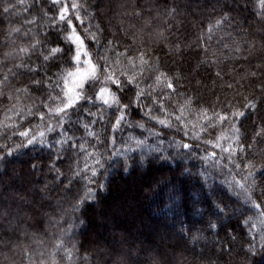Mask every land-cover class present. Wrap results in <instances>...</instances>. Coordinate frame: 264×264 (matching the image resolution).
Returning <instances> with one entry per match:
<instances>
[{
	"label": "trees",
	"instance_id": "obj_1",
	"mask_svg": "<svg viewBox=\"0 0 264 264\" xmlns=\"http://www.w3.org/2000/svg\"><path fill=\"white\" fill-rule=\"evenodd\" d=\"M77 2L83 22L67 14L75 31L94 62L107 56L123 87L108 82L119 103H105L86 84L89 99L67 111L61 128L48 111L61 100L49 97L66 100L63 77L80 65L66 62L76 44L65 39L72 27L59 19L63 2L0 0V264H264L248 253L249 243L264 248V205L245 199L246 191L264 199L259 0ZM57 44L63 53L45 61ZM236 111L246 115L218 120ZM26 130L35 144L18 135ZM68 178L81 195L88 178L103 183L99 204L74 211Z\"/></svg>",
	"mask_w": 264,
	"mask_h": 264
},
{
	"label": "snow or ice",
	"instance_id": "obj_2",
	"mask_svg": "<svg viewBox=\"0 0 264 264\" xmlns=\"http://www.w3.org/2000/svg\"><path fill=\"white\" fill-rule=\"evenodd\" d=\"M63 2V6L59 9V19L60 21H65L66 22V30L68 26L72 27V31L68 33V35H66L65 39L66 40H72L75 42L76 44V48L73 51H69V55L66 58V62L71 64V62L77 61L80 62L81 61V53H83L85 56H88L89 58L84 60L83 63L85 65H87L86 68H80L79 66L75 67V70H66V75L63 77V84H64V88L62 89L63 91V96L66 97V100L61 99L60 96H56V97H52L50 96L49 99L50 100H56V99H60L61 100V104L62 107H55V108H49L48 111L49 112H55L58 116V120H57V126L63 128L64 126L60 123V120L63 119V116L67 114V111L79 106L78 105V101L81 100H85V99H89L88 96L85 95L86 92V84H92L95 86L96 82L99 81L101 83L107 84L108 82H111L113 85H117L120 88L123 87V82L116 76L115 72L111 70V65L108 64V58L107 56L101 57L100 60L103 61V63H100L99 61L97 62H93V59L91 58V55L88 51H86L85 47H84V39L81 38V36L79 34L76 33L75 31V25H73V22L70 18H68V12L71 10H74V12L76 13L75 18L77 20H81V22H83L82 18L80 17L78 10L80 8L79 3L77 2V0H71V2L69 3L68 0H54V3H61ZM260 2V6L262 8H264V0H259ZM12 7V5H8L7 7H4V12H8L9 8ZM225 16H227V13H225ZM30 22V21H29ZM222 22V20H217L216 23L220 24ZM13 31H19V29H13ZM85 32H88V29H84ZM89 37L92 40H96L97 37L92 35L91 33H89ZM37 43H39V41H37ZM64 49L57 44L55 47H51L48 50V55H45L43 57V59L45 61H48L49 59H56L57 56H59L61 53H63ZM141 62L142 64H147L148 62L146 60H144L143 55L140 56ZM130 62H131V58H129ZM21 67H23V65H21ZM150 68L152 66H149ZM105 69H108L107 71H105ZM155 71H159V69H153ZM143 71V69H141V72ZM124 75L127 77L128 82L134 83L135 82V77L134 76H127V73H124ZM166 73L164 72H160L159 75L156 77L157 80L160 79L161 76H165ZM102 78V79H101ZM6 79V77H5ZM33 83L35 84H40V81H34ZM71 84V86L69 87L68 85ZM49 87L53 88V91H55V88L57 87H61V85L59 83L54 82L53 84H50ZM167 87L168 88H174V83L171 79H169L167 81ZM77 89H79V91H77ZM108 89L105 87H101L99 89V95L101 96V98L103 99L104 96L103 94L105 92H107ZM93 92V96L97 95L96 91H95V87H93L92 89ZM113 100L116 103H119V100L115 98V94H113ZM190 102V101H189ZM105 103H108L107 100H105ZM246 108H255L256 105L253 101H248V103L245 105ZM31 114V113H30ZM41 120L44 119L45 113L41 112L39 113ZM229 115H231L234 118H243L246 113L244 111H236L234 113L231 114H221L218 116V120L219 121H225L229 118ZM119 119V118H118ZM233 131L235 133H237L235 139H237L239 141V132H240V128L236 125L233 124L232 125ZM48 131H54V129L52 128H48ZM18 135L22 138H24V140H26L27 145H32L35 144L37 142V136L33 135L30 139L29 137V130L26 131H21L18 133ZM45 133L44 132H39V137L40 142L43 143V137H44ZM59 142V141H58ZM24 143H21L19 145H16V148H20V147H24ZM185 147H189V145L185 144ZM4 148H6V145L3 146ZM72 147H83V145H75L73 144ZM217 147H219V145H217ZM248 147H251V145H248ZM242 150H243V146H242ZM0 151H3V148H0ZM12 149H7L6 152H4L5 155L11 153ZM101 167H103V165H100ZM262 167H264V165H261ZM32 167H36V165H32ZM125 169L127 168V162H125L124 164ZM237 167H239V165H237ZM246 167H248L249 169L255 167L250 161L248 162V164L246 165ZM93 177H95L96 170L93 169ZM59 175H63V173H60ZM76 175H78L77 173H73V177H75ZM248 175L250 177L254 176V173L252 171L248 172ZM75 183V180L73 178H68V183L66 185H64V191L68 194L73 195L74 197V202H73V210L74 211H81L82 209L85 208L86 203L88 201H92L95 204H99V201L97 200V192H96V188L99 189H104L106 186L103 183H99L97 184L96 181L92 178H88V184L84 185V191H83V195L80 194L79 189L76 192H73V184ZM255 184V180L253 179V185ZM89 185H94V187H90ZM241 187H243V185H241ZM252 197V193L246 191L245 192V199L249 202H251L255 207H261L262 205H264V199H262L260 201V203H256V201L251 199ZM77 219H80L79 217H77ZM252 220V217H246L243 219V223H249ZM80 223H84L83 220H80ZM215 224H212L211 222H209V227H215ZM234 239V238H233ZM248 253L251 254L252 256H256L258 254H260L262 257H264V248H261L259 251L251 244H248Z\"/></svg>",
	"mask_w": 264,
	"mask_h": 264
},
{
	"label": "rangeland",
	"instance_id": "obj_3",
	"mask_svg": "<svg viewBox=\"0 0 264 264\" xmlns=\"http://www.w3.org/2000/svg\"><path fill=\"white\" fill-rule=\"evenodd\" d=\"M78 31H79V32H78ZM78 31L76 30V33L79 34V35L81 36V38L84 39V47H85L86 51H88V52L90 53V51H89L90 49L87 48V45H86V43H87V38H85L84 32L81 31V30H79V29H78ZM87 44H88V43H87ZM90 55H91V54H90ZM88 58H89L88 56H85L83 53H81V61L78 62V64H80V65H79L80 68H86V67H87V65H85V64L83 63V61L86 60V59H88ZM91 58H92V57H91ZM93 62H94V60H93ZM94 63H95V62H94ZM101 79H102V78H101ZM70 86H71V84H70ZM101 87H105V88L108 89V91L105 92V93L103 94V96H104L103 99H104V100H107V101H113V92H112L111 88H110L107 84L101 83V82H99V81H97L96 84H95V89H96V91L98 92V97L101 98V96L99 95V89H100Z\"/></svg>",
	"mask_w": 264,
	"mask_h": 264
}]
</instances>
